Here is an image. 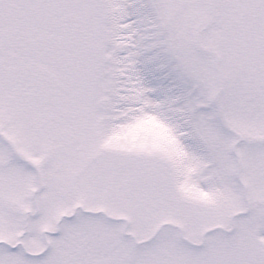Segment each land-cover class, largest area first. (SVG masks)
Masks as SVG:
<instances>
[{
  "label": "snow or ice",
  "instance_id": "1",
  "mask_svg": "<svg viewBox=\"0 0 264 264\" xmlns=\"http://www.w3.org/2000/svg\"><path fill=\"white\" fill-rule=\"evenodd\" d=\"M0 264H264V0H0Z\"/></svg>",
  "mask_w": 264,
  "mask_h": 264
}]
</instances>
